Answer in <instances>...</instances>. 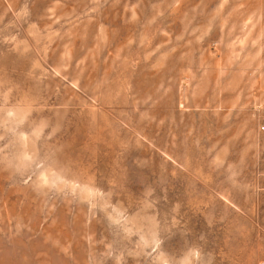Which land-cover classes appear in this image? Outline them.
Here are the masks:
<instances>
[{"label":"rangeland","instance_id":"rangeland-1","mask_svg":"<svg viewBox=\"0 0 264 264\" xmlns=\"http://www.w3.org/2000/svg\"><path fill=\"white\" fill-rule=\"evenodd\" d=\"M0 264H264V0H0Z\"/></svg>","mask_w":264,"mask_h":264}]
</instances>
